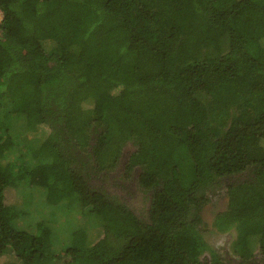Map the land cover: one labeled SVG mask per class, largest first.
<instances>
[{
    "label": "trees",
    "instance_id": "16d2710c",
    "mask_svg": "<svg viewBox=\"0 0 264 264\" xmlns=\"http://www.w3.org/2000/svg\"><path fill=\"white\" fill-rule=\"evenodd\" d=\"M0 12V264H227L203 232L223 190L214 229L235 232L240 264H264V0Z\"/></svg>",
    "mask_w": 264,
    "mask_h": 264
},
{
    "label": "rangeland",
    "instance_id": "374dc122",
    "mask_svg": "<svg viewBox=\"0 0 264 264\" xmlns=\"http://www.w3.org/2000/svg\"><path fill=\"white\" fill-rule=\"evenodd\" d=\"M1 20H2V14L0 12V21ZM39 131H40V134H42L43 136L49 135V130L46 128L44 129L41 128ZM131 150H132V146L130 145L124 149L123 161H124V158L126 159L127 155L130 154ZM120 168L113 175L120 174V172L122 171ZM121 183L123 182L118 181L117 179V181L113 182V184H116L117 186L111 189L109 187L107 188L111 190V192L115 191L114 193L119 195L121 199L127 200V203L130 205V207H133L135 211L142 216V218L146 219L148 217L146 214L148 210V205L144 203L142 193L137 192L134 189V185H133V189L128 188L127 190H124L120 186ZM13 191L14 192L11 194L12 198L15 199V201L18 200L19 204H23L24 200H22V193L18 194L17 190H13ZM223 192L224 190L222 192H219L215 197H212L210 204L206 207L205 211L203 212V218H204L203 219L204 220L203 232L206 234V239L209 245H211V248L217 251L222 256L225 263L240 264L237 257L234 255L231 249V241L235 236V232L220 233L217 230H215L214 229L215 227L213 226V218H214L215 213H218L221 210H224L227 205V198L226 196H224ZM28 194H30V196H28ZM42 195H44L42 190L40 188H35V187L29 188L26 193V196H28L30 199L31 198L32 199H36V198L42 199ZM34 203H39V202L34 201ZM40 206H41V210L43 209L45 210L43 212L45 215L48 214L47 213L48 211L54 209L51 206H48L45 208H43L41 204ZM75 222H80V221L78 219H75ZM203 260L210 261V254L206 253L203 256ZM0 261L5 262L4 259Z\"/></svg>",
    "mask_w": 264,
    "mask_h": 264
}]
</instances>
